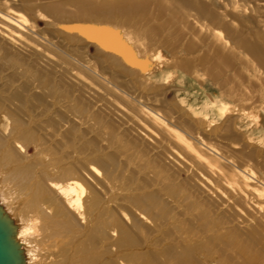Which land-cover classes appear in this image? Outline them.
<instances>
[{"label":"bare ground","instance_id":"6f19581e","mask_svg":"<svg viewBox=\"0 0 264 264\" xmlns=\"http://www.w3.org/2000/svg\"><path fill=\"white\" fill-rule=\"evenodd\" d=\"M40 1L0 0L9 264H264L261 117L240 132L264 36L246 8L77 0L70 21ZM236 64L252 73L229 87Z\"/></svg>","mask_w":264,"mask_h":264},{"label":"rangeland","instance_id":"374dc122","mask_svg":"<svg viewBox=\"0 0 264 264\" xmlns=\"http://www.w3.org/2000/svg\"><path fill=\"white\" fill-rule=\"evenodd\" d=\"M51 1L52 2H58V3L62 4V7L66 10V12L68 14V16H65L66 20H70V21L75 20V18H74L75 14H76L75 2L77 0H41L40 4H38V3H36V4L41 5L42 3L43 4L49 3ZM110 1H114V0H110ZM237 2L239 4V7L246 8V10L248 12V16H249V18H245L246 16L240 17L239 21L246 23L247 25L250 26L251 29H253L254 31H256L259 34L264 36V29H263L264 28V0H237ZM231 5H232V0H228L229 9H231ZM229 12H230V10H228V14H229ZM70 13H72V14H70ZM73 14H74V16H73ZM240 26H241L240 28H243L242 23L240 24ZM252 39L254 40L255 37L253 36ZM246 70H247L246 66H244L242 64H236L234 66V71L228 72V74H231V73L232 74L234 73L233 75L236 74L235 76L230 78V81L228 82V86L229 87L230 86H233V87L236 86V88H237L239 83L242 84L243 81L246 82V78L248 77V76H246V74L249 75L252 73V71H250V70H247L250 72V73H247ZM245 85L248 86L247 84H245ZM194 92L195 91H190L189 88L186 89V94L188 95V97H192L194 95ZM254 95L256 98L254 97L252 102H245V103H243V106L240 107L244 113L243 118H242L244 125H242L240 132L247 133L248 127H249V125H251V117L253 115H259L261 117L262 125L264 128V113L261 110H259L260 105L264 106V97H263V101H262L263 103H261L260 97H257L258 94L256 93ZM245 126H246V128H245ZM255 132H256V130H255ZM256 135H258V134H256ZM62 151L63 150H61V152ZM64 154H65V152H64ZM64 157L66 159H64ZM62 158L64 160L70 161L72 158V154H69V153L65 154V156H63ZM118 264H125V260L123 258H119Z\"/></svg>","mask_w":264,"mask_h":264},{"label":"water","instance_id":"95a60500","mask_svg":"<svg viewBox=\"0 0 264 264\" xmlns=\"http://www.w3.org/2000/svg\"><path fill=\"white\" fill-rule=\"evenodd\" d=\"M4 234L5 232L2 229V224H0V261L2 262L1 264H9L10 251Z\"/></svg>","mask_w":264,"mask_h":264}]
</instances>
